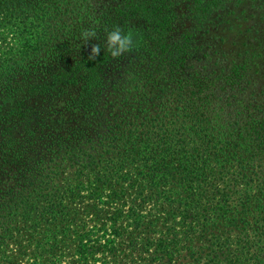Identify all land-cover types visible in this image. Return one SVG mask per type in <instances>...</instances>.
Wrapping results in <instances>:
<instances>
[{"label":"trees","instance_id":"obj_1","mask_svg":"<svg viewBox=\"0 0 264 264\" xmlns=\"http://www.w3.org/2000/svg\"><path fill=\"white\" fill-rule=\"evenodd\" d=\"M228 13L0 0V238L86 194L112 237L84 230L71 264H264V56L226 40ZM116 30L138 44L114 56Z\"/></svg>","mask_w":264,"mask_h":264},{"label":"rangeland","instance_id":"obj_2","mask_svg":"<svg viewBox=\"0 0 264 264\" xmlns=\"http://www.w3.org/2000/svg\"><path fill=\"white\" fill-rule=\"evenodd\" d=\"M229 5L230 13L222 15V19L233 22V28L227 26L224 31L214 30L225 35L228 42H244L255 45L258 52L264 56V0H223ZM243 7V8H242ZM220 15L217 19L220 20ZM217 21V20H216ZM129 44L137 45L140 35L136 31L128 35ZM1 42V35H0ZM225 43L235 47L234 43ZM77 200H67V215L48 223L43 219L22 220L21 216L10 222V231L4 239L0 238V264H71L76 259L77 238L84 230L92 229L94 237H107L104 224L108 221L111 206L86 197ZM104 260L116 264L115 256L99 255ZM122 256H118L120 259ZM118 259V260H119ZM114 262V263H113Z\"/></svg>","mask_w":264,"mask_h":264},{"label":"clouds","instance_id":"obj_3","mask_svg":"<svg viewBox=\"0 0 264 264\" xmlns=\"http://www.w3.org/2000/svg\"><path fill=\"white\" fill-rule=\"evenodd\" d=\"M109 43L111 46L112 54L114 56H117L128 47L129 37H122L120 31L116 30L109 35ZM93 52L98 53L99 48H93Z\"/></svg>","mask_w":264,"mask_h":264}]
</instances>
